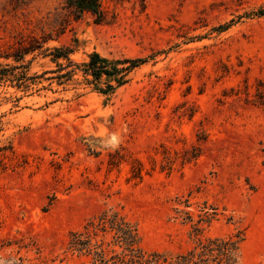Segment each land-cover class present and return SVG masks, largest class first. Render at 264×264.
I'll return each instance as SVG.
<instances>
[{"label": "rangeland", "instance_id": "rangeland-1", "mask_svg": "<svg viewBox=\"0 0 264 264\" xmlns=\"http://www.w3.org/2000/svg\"><path fill=\"white\" fill-rule=\"evenodd\" d=\"M65 3L0 0V264H93L69 242L105 213L148 254L232 238L264 264V0ZM92 54L145 63L94 82Z\"/></svg>", "mask_w": 264, "mask_h": 264}, {"label": "trees", "instance_id": "trees-1", "mask_svg": "<svg viewBox=\"0 0 264 264\" xmlns=\"http://www.w3.org/2000/svg\"><path fill=\"white\" fill-rule=\"evenodd\" d=\"M21 1V0H15ZM66 8L71 11L75 18L87 13L95 18V22L104 20L103 11L99 0H66ZM33 48H23L20 53H28ZM69 51L56 50L53 57L65 58L67 61ZM18 58L17 53L5 55L4 58ZM70 63V62H69ZM144 59H122L109 62L102 59L98 54H92L89 62L85 65L84 74L91 76L94 82H99L102 76H114L122 73L117 80L119 85L126 82V76L140 65L144 64ZM122 66V67H118ZM8 70L0 71V80L6 76ZM83 232L71 234L72 240L69 242L71 251L82 252L93 257V264H237V249L239 241L232 238L214 239L200 242L197 247L187 254L176 255L172 258L164 257L158 253H145L138 248V236L136 231L117 214H103L96 223H89L84 227ZM113 233V243L123 249L120 253L111 252L107 254L102 250V244H90V233L96 235L97 232ZM200 229L196 228L195 232ZM84 237V239H83Z\"/></svg>", "mask_w": 264, "mask_h": 264}]
</instances>
